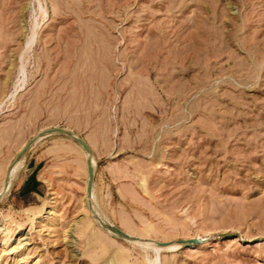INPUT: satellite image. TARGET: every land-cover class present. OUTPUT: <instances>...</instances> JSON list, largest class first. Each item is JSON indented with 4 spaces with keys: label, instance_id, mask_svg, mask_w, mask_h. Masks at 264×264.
<instances>
[{
    "label": "rangeland",
    "instance_id": "1",
    "mask_svg": "<svg viewBox=\"0 0 264 264\" xmlns=\"http://www.w3.org/2000/svg\"><path fill=\"white\" fill-rule=\"evenodd\" d=\"M0 194V264H264V0H0Z\"/></svg>",
    "mask_w": 264,
    "mask_h": 264
},
{
    "label": "bare ground",
    "instance_id": "2",
    "mask_svg": "<svg viewBox=\"0 0 264 264\" xmlns=\"http://www.w3.org/2000/svg\"><path fill=\"white\" fill-rule=\"evenodd\" d=\"M31 42V41H30ZM247 69V68H246ZM42 132H44L45 134L44 135H47V134H51V133H55L56 131H54V132H50V130L48 129V130H45V131H42ZM40 133L39 135H37V136H35L34 138H33V140H32V143L29 145V147H28V149L31 147V145L39 138V137H41V136H44V135H42L43 133ZM27 144V143H26ZM25 144V145H26ZM28 149L24 152V154L19 158V159H17L12 165H11V168H10V172H9V174H11L12 172L11 171H13V170H18L17 168H19L20 167V164H21V162H22V160H23V158L25 157V154H26V152L28 151ZM87 152V151H86ZM88 153V152H87ZM89 154V156H88V160L90 161V164H91V167H92V169H93V171H95V159H94V157H93V154L92 153H88ZM11 176V175H10ZM7 180H8V178H7ZM10 183H6V185H5V187L3 188V193H5L6 191H8V189L10 188ZM0 196H1V194H0ZM87 198H88V203H89V205H90V207H93L92 209H95V212H94V216H95V218L94 219H96V222H97V224L99 225V227H103L104 229H106V231L109 233V234H113V235H115V234H117V231L114 229V226L115 225H113V224H111V223H108L109 221L104 217V215H103V213L99 210V209H97V208H95V196H94V193H93V191L91 192V194L88 196V194H87ZM94 211V210H93ZM50 212L51 213H53V211L52 210H50ZM108 221V222H107ZM123 231V230H122ZM124 232V231H123ZM125 233V232H124ZM127 234V233H126ZM118 235V234H117ZM201 238V237H200ZM126 239H128V240H131L132 242H134V243H136V244H141V245H143L144 247H150V248H153V249H155L156 251L157 250H160V249H164V248H173L174 246H177V245H179V244H183V243H180V242H178V241H172V242H164V244L163 243H161V242H159V241H155V240H153V239H147V238H136V237H134V236H131V235H129V234H127V238ZM170 244V245H169Z\"/></svg>",
    "mask_w": 264,
    "mask_h": 264
},
{
    "label": "water",
    "instance_id": "3",
    "mask_svg": "<svg viewBox=\"0 0 264 264\" xmlns=\"http://www.w3.org/2000/svg\"><path fill=\"white\" fill-rule=\"evenodd\" d=\"M50 132H59V133H62V134H65L67 135L68 137L72 138V140H74L75 142H78L82 149L87 151L88 153H92L88 143L80 136H78L77 134H75L72 130H69V129H66V128H62V127H52L49 129ZM44 135L45 133L42 132ZM34 138V137H33ZM32 139L28 140L27 144L24 146V148L22 150H20L15 158L13 159L12 163L13 164L17 159H19L23 154L24 152L28 149L29 145L32 143ZM87 169H88V181H87V185H86V192L88 194V196L91 194L92 192V184H93V177H94V171L91 167V164H90V161L87 160ZM8 176H6V179H7ZM114 229L117 231V234H118V237L120 238H127V234L124 233L119 227L117 226H114ZM178 242L180 243H187V244H195L197 242H199V240L197 238H191V239H188V240H177ZM164 244V242H161Z\"/></svg>",
    "mask_w": 264,
    "mask_h": 264
}]
</instances>
